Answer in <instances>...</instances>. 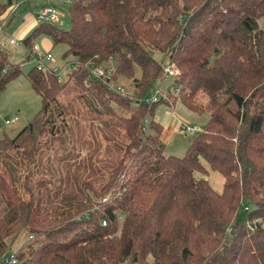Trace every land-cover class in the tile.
Segmentation results:
<instances>
[{"label": "trees", "instance_id": "16d2710c", "mask_svg": "<svg viewBox=\"0 0 264 264\" xmlns=\"http://www.w3.org/2000/svg\"><path fill=\"white\" fill-rule=\"evenodd\" d=\"M67 14L69 28L39 21L25 47L45 35L64 61L112 64L136 99L171 83L145 104L79 69H28L41 107L0 139V264H264V0H69ZM22 73L0 50V92ZM176 102L207 114L181 156L154 111ZM202 160L221 191L195 176Z\"/></svg>", "mask_w": 264, "mask_h": 264}, {"label": "rangeland", "instance_id": "374dc122", "mask_svg": "<svg viewBox=\"0 0 264 264\" xmlns=\"http://www.w3.org/2000/svg\"><path fill=\"white\" fill-rule=\"evenodd\" d=\"M9 0H0L1 4L7 5L6 12L4 16H0V28L3 26V30H0V50L5 51L8 54V59L10 62H21L24 58V51L18 46H14L9 43L11 37H15V33L22 23L23 16L25 13L33 10L35 12L38 7L42 5L43 0H26L24 5L19 6L14 10L15 5L13 3L8 4ZM18 1V0H16ZM28 1V2H27ZM52 7L58 9L62 15L61 19L57 20L55 24L63 29H67L70 26L69 16L67 14L68 2L63 0H50L48 4ZM13 15V16H12ZM12 16V19L9 23V18ZM6 21V23H5ZM39 23H33L31 26L23 29L21 34L17 38L22 41L25 37L31 32V30ZM65 50L64 45H57L52 49V54L56 58L57 64L61 65L65 59H63L62 54ZM152 55L160 62H164V57L159 52H153ZM33 66V62L30 60H24L22 63L23 73L10 81L5 89L0 92V139L4 136L13 137L15 136L29 121L30 119L39 111L41 107V99L38 94H36L33 89L30 87L27 79L25 78V73L29 68ZM120 83L123 84L126 88L133 91V85L130 81L120 80ZM171 83V79L163 80L160 84L154 82L149 90L145 93V96L150 97L152 95L153 89L157 86L165 88ZM175 110L178 115L189 122L191 125L197 126L199 129H202L207 121V114L198 115L189 111L184 105L180 102H176ZM168 106L165 104H158L155 107V116L160 119V114L163 111L168 110ZM120 114L128 115V110L117 109ZM17 117V121L11 124H5V120ZM162 142L165 145V153L173 154L177 156L183 155L185 152L188 143L189 136L185 134H177L170 132H163ZM202 163L206 169L205 173L195 172V176L198 178H205L209 181L211 186L216 191H221L223 177L220 173L209 168L207 163L202 160ZM25 237V236H24ZM21 239V238H20ZM25 239V240H24ZM31 238L30 240H32ZM28 240V237L23 238V241ZM21 240L18 243H15L13 246L14 251L19 248Z\"/></svg>", "mask_w": 264, "mask_h": 264}, {"label": "built area", "instance_id": "2783aa9c", "mask_svg": "<svg viewBox=\"0 0 264 264\" xmlns=\"http://www.w3.org/2000/svg\"><path fill=\"white\" fill-rule=\"evenodd\" d=\"M61 17V13L58 9L52 7L51 5H43L37 15L36 18L38 21H48V22H56ZM12 44H18V42L14 38L9 40ZM31 61L34 62L36 68L38 70H44L47 72H51L54 74L58 81H63L69 71L79 69L81 72L87 74V77L83 80V83L86 86H89L90 80H97L102 83L109 91L114 93L123 95V96H131L133 101L143 102L145 104H151L157 102L161 96L162 91L159 87H157L150 97L144 96L142 98L136 99L134 97V92L128 88H126L120 81L114 79V68L112 64L109 65H98L93 61H85L81 62L78 60H70L65 61L63 65L55 64L54 57L51 52H42L36 45H33L30 50ZM179 74L178 68L175 67L172 63H166L163 66V78H174ZM169 89L174 91V86H170ZM17 121V117H13L11 119L5 120V124H11ZM200 129L197 126L188 124L186 122L180 123V131L184 134H194L198 132ZM16 262L15 255H11L10 257L4 258L3 263L1 264H11Z\"/></svg>", "mask_w": 264, "mask_h": 264}, {"label": "crops", "instance_id": "0c3cea01", "mask_svg": "<svg viewBox=\"0 0 264 264\" xmlns=\"http://www.w3.org/2000/svg\"><path fill=\"white\" fill-rule=\"evenodd\" d=\"M10 1H11V3H13V5H15L14 10L17 9L19 6L24 5L26 3V0H18V1H16V0H10ZM49 1L50 0H43L42 1V5L40 7H38V9L35 12H33V10H30V12L25 13L24 16H23V20H22V23L20 24L19 29L15 33V37H11L10 38V39L14 38L18 42H21V44L20 43H18V44H12V43L9 42L10 44H12L14 46H18L21 49H23V51H24V58L25 59H23L21 61V64L24 62V60H28L27 59L28 57L31 58V55L29 53L30 50L25 47L26 44L23 42V40L20 41L17 38V36H19V34H21V32L23 31V29L31 26L33 23H36V21L38 22V20L36 18V15H37L39 9L43 5L48 4ZM63 1L64 2H69V0H63ZM5 12H6V9H5L4 13ZM3 14H1L0 16H4ZM12 16L9 18V21L7 23H9L11 21ZM61 17H62V15H61ZM61 17L59 19H61ZM5 23H6V21H5ZM3 26H1L0 30H3L2 29ZM33 45H36L39 48V50L42 51V52H47L48 51V52H51L52 53V49L54 48L51 39L49 37L45 36V35H40V36L36 37L34 40H32V46ZM53 57H54V55H53ZM54 60H55L54 63L57 64V61H56V58L55 57H54ZM30 61H31V59H30ZM31 62H33V61H31ZM64 62L65 61H63V63ZM63 63L61 65H63ZM33 64H34V62H33ZM175 104H173V105H166L165 104L166 106L169 107L168 110L163 111V113L160 114V119H159V117L157 118L155 116L156 121H158L161 124V126H162V133H161V136H160L161 141H162V137H163L162 136L163 135V132H166V130H167V132H170V133H174L175 132L177 134H184V133H182V131H180V123L181 122H186V121L183 120L180 117L181 115L179 114L180 115L179 116L178 113L176 112V110H175V106L176 105ZM186 123L190 124L189 122H186ZM185 135L186 136H189V137L191 136V135H188V134H185Z\"/></svg>", "mask_w": 264, "mask_h": 264}]
</instances>
